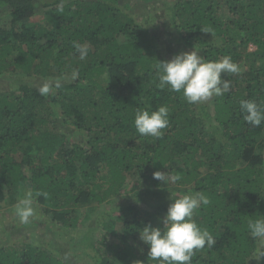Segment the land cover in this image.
<instances>
[{"label": "trees", "instance_id": "obj_1", "mask_svg": "<svg viewBox=\"0 0 264 264\" xmlns=\"http://www.w3.org/2000/svg\"><path fill=\"white\" fill-rule=\"evenodd\" d=\"M148 2L0 0V214L31 191L36 214L23 226L44 225L67 245L7 238L0 264H156L140 231L162 227L172 200L197 192L210 203L193 219L215 244L192 264H264V238L247 227L264 217V123L240 110L246 100L264 107V0L165 1L173 53L158 16L139 20ZM193 49L237 64L221 77L228 93L189 104L158 87L157 62ZM160 106L163 136H140L136 112ZM156 171L180 179L163 184Z\"/></svg>", "mask_w": 264, "mask_h": 264}, {"label": "clouds", "instance_id": "obj_2", "mask_svg": "<svg viewBox=\"0 0 264 264\" xmlns=\"http://www.w3.org/2000/svg\"><path fill=\"white\" fill-rule=\"evenodd\" d=\"M58 10L63 11V2L58 5ZM206 32V30H202ZM73 47L79 54V59L84 60L88 49L74 43ZM159 72V85L161 89L167 87L170 91L181 93L189 104L204 103L212 97L223 96L231 89V83L222 79V74L238 73L239 67L230 56H224L218 61H206L193 49L182 52L169 61L157 62ZM78 72H73L76 78ZM41 94H47L50 89L47 85L40 89ZM240 110L246 123L259 127L264 123V107L251 100L241 101ZM169 125V108L160 106L155 111L138 110L134 118V126L140 136H150L159 139L163 130ZM153 179L163 184L175 183L179 175L169 172L156 171ZM36 197L48 196L46 192H36ZM33 193L25 192L22 199L16 204V215L23 224L30 222L36 210ZM210 203L208 197L197 192L194 195H184L172 200L165 216L161 220L162 227L145 225L140 231V240L148 248L147 256L156 264H192L195 252L205 247L211 248L215 244L213 235L202 229L193 219V216L202 205ZM248 230L254 238H264V217L248 221Z\"/></svg>", "mask_w": 264, "mask_h": 264}, {"label": "rangeland", "instance_id": "obj_3", "mask_svg": "<svg viewBox=\"0 0 264 264\" xmlns=\"http://www.w3.org/2000/svg\"><path fill=\"white\" fill-rule=\"evenodd\" d=\"M170 1V0H151V2H148L146 5H143L140 3L138 6L140 10H138V13L141 15L139 20L144 19L147 12L150 14H155L158 16L156 20L153 22L155 28H159L158 30L162 32V37L164 41L167 43L169 49L172 51H176V46L171 42L170 35L172 36L173 29L170 26L169 23L166 25L161 24V20L166 17L170 20V17L166 16V11L164 9V2ZM148 10V11H147ZM37 14H42L41 12H37ZM225 14V13H224ZM165 15V16H164ZM145 16V17H144ZM41 15H37V19H41ZM172 51V53H173ZM171 53V54H172ZM182 53V52H179ZM39 84H42L43 82H38ZM38 84V85H39ZM7 85L5 81H0V90L7 89ZM131 180V179H130ZM129 183V182H128ZM149 185V184H148ZM0 214V242H6V239L8 240H17L18 241H26L29 239H35L38 242L46 241V242H53L54 247L58 248L67 246L65 243V237H62V235H54L53 231H49L45 229L44 225H28L23 226L24 224L20 222L18 216L16 215V210L14 209H2ZM88 222V221H86ZM7 240V241H8ZM72 249V248H71Z\"/></svg>", "mask_w": 264, "mask_h": 264}]
</instances>
